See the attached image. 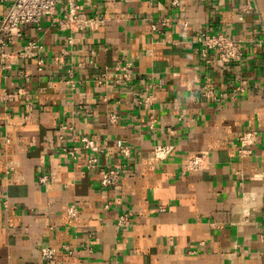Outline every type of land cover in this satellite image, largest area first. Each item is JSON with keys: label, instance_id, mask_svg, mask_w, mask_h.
<instances>
[{"label": "crops", "instance_id": "0c3cea01", "mask_svg": "<svg viewBox=\"0 0 264 264\" xmlns=\"http://www.w3.org/2000/svg\"><path fill=\"white\" fill-rule=\"evenodd\" d=\"M89 3L100 28L59 29L57 5L0 67V264H46L42 247L53 264H264V0ZM202 30L239 41L242 59L206 64ZM111 167L125 173L103 188Z\"/></svg>", "mask_w": 264, "mask_h": 264}, {"label": "built area", "instance_id": "2783aa9c", "mask_svg": "<svg viewBox=\"0 0 264 264\" xmlns=\"http://www.w3.org/2000/svg\"><path fill=\"white\" fill-rule=\"evenodd\" d=\"M90 0H0V4L5 5V13L0 17V67H8L6 60L11 58V53L8 52L9 45L15 40L20 39L25 26H38L41 19L51 16L55 13L57 5L65 8L63 16L57 19L59 29L75 32V31H94L100 28L103 24V19L99 15H87L82 12V9L88 8ZM194 41L199 45L200 55L205 63L210 65L213 60H217L221 64L235 63L242 59L243 49L239 41L232 40L225 34L218 32L213 33L209 30H202L196 35ZM38 47L34 42H28L22 50L17 52V56L27 58L31 54V50ZM116 73L114 82L117 85H122L129 81L131 77L130 63L116 65L113 68ZM106 74H101L99 81L106 83ZM151 83L146 88L151 87ZM200 95L215 98L212 90L203 86L199 91ZM155 98L152 95L143 97L137 104L144 110H152L150 108ZM250 133L243 134L239 143L244 146L250 140ZM83 147L88 149L91 154L87 159V168L91 169L97 166L98 160L95 152L98 151L97 146L86 138L82 139ZM120 154L124 158L129 156L128 149L125 146H120ZM172 149L169 144L155 145L154 153L158 159H165ZM242 154V150H240ZM202 165V157H193L185 162V169H198ZM123 168H107L102 172L99 180V185L103 188H110L119 183L124 175ZM71 210V209H70ZM69 210V211H70ZM71 212V211H70ZM55 250L42 247L40 248V257L46 264L54 263Z\"/></svg>", "mask_w": 264, "mask_h": 264}]
</instances>
